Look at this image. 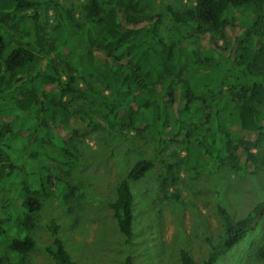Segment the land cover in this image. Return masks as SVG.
<instances>
[{
    "label": "trees",
    "instance_id": "obj_1",
    "mask_svg": "<svg viewBox=\"0 0 264 264\" xmlns=\"http://www.w3.org/2000/svg\"><path fill=\"white\" fill-rule=\"evenodd\" d=\"M147 1L87 0L76 19L52 0L55 27L47 41L37 3L0 0V188L10 192L1 205L0 264H18L34 250L28 231L51 189L77 195L68 178L81 157L73 140L85 120H73L71 99L97 102L93 108L110 129L183 143L184 165L194 172L203 168L197 147L214 166L226 159L248 172L251 142L264 137L258 109L264 76L256 72L264 58V0H194L192 8L165 7L156 15L144 14ZM164 15L192 33L173 31L165 43L157 33ZM169 115L173 134L167 137ZM161 165V186L173 184V165ZM152 167L138 159L114 188L111 215L127 239L134 218L129 182L141 181ZM262 209L233 221L217 207L221 233L203 264L244 240ZM48 229L47 255L54 264H73L55 225ZM258 251L264 258V247ZM179 254L182 264H194L184 250ZM125 264L133 263L126 258Z\"/></svg>",
    "mask_w": 264,
    "mask_h": 264
},
{
    "label": "rangeland",
    "instance_id": "obj_2",
    "mask_svg": "<svg viewBox=\"0 0 264 264\" xmlns=\"http://www.w3.org/2000/svg\"><path fill=\"white\" fill-rule=\"evenodd\" d=\"M32 1L38 4V25L49 41L55 27L52 0ZM55 1L78 19L87 0ZM193 6L194 0H148L144 14L156 15L165 7L183 11ZM173 31L184 37L192 33L188 26L164 15L157 28L159 37L171 43ZM217 43L223 47L219 39ZM258 70L264 76V58L258 61ZM92 88L106 94L98 83ZM95 105L99 106L97 102L71 99L73 120L82 117L90 124H79L73 140L81 157L73 165L68 182L77 195L66 196L51 189L49 198L40 200V211L28 231L34 250L18 264H54L46 253L52 242L50 224L57 228L73 264H125L126 258L133 264H182L181 250L194 264H203L221 233L217 207L236 221L260 204L262 215L255 228L237 246L216 255L212 264H264L258 253L264 247V137L251 142L248 172L233 169L226 159L214 166L198 147L195 151L203 168L194 172L184 165L183 143L156 142L145 133L110 129ZM258 109L264 114V102ZM168 119L167 137L173 134L172 116ZM142 158L151 161L153 167L141 181L129 182L134 218L132 236L127 239L119 233L109 204L115 186ZM162 161L174 167L173 184L161 186ZM9 196L10 192L0 188V222L6 220L1 205Z\"/></svg>",
    "mask_w": 264,
    "mask_h": 264
}]
</instances>
